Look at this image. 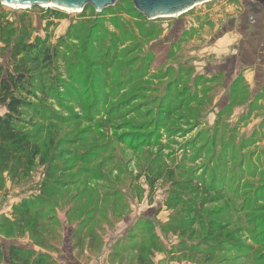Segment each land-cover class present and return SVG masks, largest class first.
<instances>
[{"label":"rangeland","instance_id":"1","mask_svg":"<svg viewBox=\"0 0 264 264\" xmlns=\"http://www.w3.org/2000/svg\"><path fill=\"white\" fill-rule=\"evenodd\" d=\"M229 2L209 0L156 19L139 16L131 0L100 12L92 6L77 12L0 2V74L12 71V54L23 34L30 46H44L38 67L30 70L35 96L24 119L42 151L58 152L57 142L69 140L61 149L69 151L70 160L56 163L71 168L60 178L69 185L31 214L35 236L49 249L40 250L28 236H0L1 264H7L9 245L47 253L55 264H107L118 240L127 249L123 264H139L137 248L149 238L163 251L155 253L156 264H264V125L229 122L245 96L231 109L224 107L222 125L210 124L208 116L195 123L197 118L177 112L195 69L181 86L167 87L189 74L196 53L215 39L216 24L239 11L236 0ZM219 76L216 93L224 82ZM5 111L0 105V115ZM49 129L53 146L43 139ZM228 136L231 148H225ZM72 152L88 153L90 159L82 164L85 157L75 160ZM79 167L99 178L84 175L80 179L86 182H77L71 175ZM45 170L36 162L15 183L4 174L0 218L12 219L15 205L39 194ZM82 185L90 187L83 191ZM90 217L92 224L81 225ZM219 225L222 237L212 240L208 229ZM73 234L82 244L91 239L93 249L77 256Z\"/></svg>","mask_w":264,"mask_h":264},{"label":"trees","instance_id":"2","mask_svg":"<svg viewBox=\"0 0 264 264\" xmlns=\"http://www.w3.org/2000/svg\"><path fill=\"white\" fill-rule=\"evenodd\" d=\"M91 6V5H88ZM86 6V7H88ZM85 7V8H86ZM84 8V9H85ZM110 8V7H108ZM106 8V9H108ZM83 9V10H84ZM104 9V10H106ZM82 10V11H83ZM139 16H143L141 13L138 12ZM144 17V16H143ZM29 40L27 33L23 34L21 39H19V43H16L15 46L21 45L15 49V52L12 54L13 60L11 61L12 71L8 72L6 76H2L0 74V105L5 106V113L0 115V187L3 185L4 181V174H6L10 180L15 183L21 177L27 176L33 167L35 166L36 162L40 164L46 165L45 170V179L43 180L42 184L39 187V194L32 199L22 200L20 203L13 207V217L12 219H8L7 217L0 218V236L14 239V238H23L28 236V238L32 241L33 245L40 248V250L49 249L43 242H40L38 238L35 236L36 233L34 231L33 222L31 220V214L41 204H51L50 199L61 193L63 189H65L69 184L68 182H61L62 177L68 174V170L71 169L70 166H62L56 163L60 159L69 158V151L67 149H61V145L67 146L69 142L68 139L61 138L60 140L63 142L61 145L57 147L59 149L58 152H53L49 149L46 151L41 150L40 143L33 139L32 136L27 132V125L25 123L24 114L28 108H30V100L34 98L35 93H33L29 88L30 80L32 75H30V70L32 68L36 69L39 64V56L44 53L42 48L44 47L42 44L38 46L37 44L35 47L30 46V43H26ZM26 41V42H25ZM24 50V55L21 54V51ZM46 59L49 60V56H46ZM189 74L179 76L178 79H172L167 82V87L179 85L181 86V79H185L186 81L190 78V74L192 73L194 67L190 65ZM194 73V72H193ZM194 79L189 81L186 84L189 88L182 87L184 90L183 95H180V105H177V112L185 111L189 116L193 119L197 118L194 122L201 123V119H205L208 114L212 111L213 107V98L216 95L217 88L219 87L217 80L219 79V74L211 75L210 78L204 79L205 75L194 74ZM168 77V76H167ZM183 77V78H181ZM196 77V78H195ZM180 81V82H179ZM191 83V84H190ZM185 85V86H186ZM221 85V84H220ZM245 85L242 82L241 78H236L230 87V96L232 98L231 103H229L226 107L232 108L234 106V102L237 101L238 98H242L245 96ZM240 90H243L240 92ZM189 91V92H186ZM235 94H237L235 96ZM234 95V96H233ZM246 98V97H244ZM246 100V99H245ZM212 102V103H211ZM211 104V105H209ZM207 106V110L203 107ZM209 106V107H208ZM175 107V108H176ZM225 109L220 110L215 117V120L212 125H222L224 122L226 124V112ZM162 112V111H161ZM192 114H191V113ZM195 113V114H194ZM225 113V114H224ZM224 115V116H223ZM184 115H181L183 117ZM221 116L224 117L223 121H221ZM143 129V128H141ZM54 135H51V129H49V134L47 137H43L46 141H51L52 146L54 144ZM42 140V139H41ZM59 140V141H60ZM250 140V139H249ZM251 142L254 140H250ZM231 136H228L225 148L232 147ZM66 144V145H65ZM214 141L211 143L207 142L205 145H213ZM138 146V145H134ZM71 153V151H70ZM54 154V155H52ZM73 159L83 158L84 162H87L90 157H88V153L86 154H79L77 152H72ZM97 154L93 155L96 157ZM91 162V161H90ZM95 161L93 159L92 164ZM101 163H103L101 161ZM89 164V163H86ZM102 165V164H101ZM102 167V166H101ZM86 170V171H85ZM95 170V169H94ZM82 171V172H80ZM152 172L153 170H149ZM75 172V171H74ZM173 172V171H172ZM83 173V174H82ZM82 174V175H80ZM92 177L94 180L99 178V173L96 171L89 170L87 167H79L77 173L71 175L72 177H77V182L84 183L86 181H82L80 177L85 176ZM160 176L155 175L154 179H158ZM153 179V180H154ZM153 180L150 181V187L154 185ZM71 181L70 183H73ZM185 183V182H184ZM176 186L182 185L179 184L178 181L174 183ZM83 186V185H82ZM211 188H216L214 184L210 185ZM90 186L85 185L81 187V190H87ZM210 189V188H209ZM219 191V190H218ZM179 191H176L175 194ZM117 203L115 202V205ZM114 206V205H113ZM120 214H118V218H120ZM93 219L88 218L87 220H82L81 225L87 226L88 224H92L91 222ZM91 222V223H87ZM97 225V224H95ZM184 226V225H183ZM223 225H219L216 227H212L208 229V234L210 238L219 239L222 237V229ZM85 237V236H83ZM76 238V237H75ZM74 234L72 237V249L76 251L77 256H81L84 250L93 249L90 246L91 239H88L85 244H82V241L79 239H75ZM124 241V240H123ZM123 241H116L114 247L116 250L109 253L108 261L109 264H123V257L127 249L123 246ZM136 245V244H135ZM135 245H132V250L135 251ZM85 246V247H84ZM3 246L0 244V264L4 257ZM84 249V250H83ZM138 250V258L136 261H139V264H156L154 262V255L155 253L163 252L161 247L157 246L155 242L152 241V238L147 239L146 241H141L140 245L137 248ZM131 251V250H129ZM76 257V255H75ZM120 260V261H119ZM7 264H55V261L51 258L50 255L43 252H35L33 249L23 248L19 245H9L7 250Z\"/></svg>","mask_w":264,"mask_h":264},{"label":"crops","instance_id":"3","mask_svg":"<svg viewBox=\"0 0 264 264\" xmlns=\"http://www.w3.org/2000/svg\"><path fill=\"white\" fill-rule=\"evenodd\" d=\"M238 4L237 13L222 25L216 24L215 39L201 47L196 53L198 57L192 59V66L196 74L224 75L220 92L213 100V110L208 114L210 124L229 104L231 84L239 77L246 88V100L234 106L229 122L264 125V9L252 2L245 4L244 0H239ZM71 259L74 260V256L71 255ZM74 263L82 264L76 260ZM90 264H97V261H90Z\"/></svg>","mask_w":264,"mask_h":264},{"label":"water","instance_id":"4","mask_svg":"<svg viewBox=\"0 0 264 264\" xmlns=\"http://www.w3.org/2000/svg\"><path fill=\"white\" fill-rule=\"evenodd\" d=\"M116 1L118 0H0L3 4L25 5L27 8L52 4L79 11L91 5L99 12L113 6ZM206 1L209 0H131L134 8L146 19L179 15Z\"/></svg>","mask_w":264,"mask_h":264},{"label":"flooded vegetation","instance_id":"5","mask_svg":"<svg viewBox=\"0 0 264 264\" xmlns=\"http://www.w3.org/2000/svg\"><path fill=\"white\" fill-rule=\"evenodd\" d=\"M230 1H234V0H230ZM239 0H236V2H238ZM242 1V0H240ZM254 3L257 7L264 9V0H244L245 4H249V3Z\"/></svg>","mask_w":264,"mask_h":264},{"label":"bare ground","instance_id":"6","mask_svg":"<svg viewBox=\"0 0 264 264\" xmlns=\"http://www.w3.org/2000/svg\"><path fill=\"white\" fill-rule=\"evenodd\" d=\"M8 6H14V7H17V8H27V6H25V5H14V4H7ZM44 6H51V7H53V6H55V5H52V4H47V5H43L42 7H44ZM56 7H59V6H56ZM60 9H63L64 11H70V9H67V8H64V7H59ZM71 11H79V10H71ZM175 16H177V15H175Z\"/></svg>","mask_w":264,"mask_h":264}]
</instances>
